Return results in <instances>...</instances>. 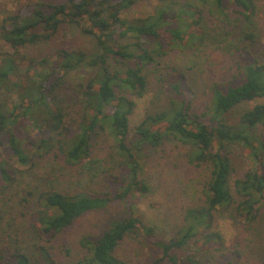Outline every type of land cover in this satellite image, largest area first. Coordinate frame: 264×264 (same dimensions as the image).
<instances>
[{
    "label": "trees",
    "instance_id": "obj_1",
    "mask_svg": "<svg viewBox=\"0 0 264 264\" xmlns=\"http://www.w3.org/2000/svg\"><path fill=\"white\" fill-rule=\"evenodd\" d=\"M141 1L150 9L130 16ZM262 0H41L21 3L0 18V187L12 185L19 167L56 160L61 169L98 178L103 189L70 193L61 182L32 194L26 232L28 246L16 233L0 236V264H58L52 253L57 233L89 211L113 200L128 201L127 214L111 219L96 234L78 241L81 255L72 264H130L119 249L129 236H141L154 255L141 264H264L250 262L243 240L229 251L214 228L216 212L229 211L235 223H252L264 215V63L256 51ZM208 19L209 25H203ZM63 24L94 39L91 50L58 47L41 57L26 53L52 40ZM231 39L235 70L205 91V107L194 111V89L185 71L210 66L218 58L203 46L212 31ZM182 60L185 69L167 65L156 83L167 98L158 112L136 125L130 116L134 97L148 93L151 68L160 58ZM164 60V61H167ZM217 64V63H216ZM81 82L60 89L69 76ZM256 101L237 119L227 116L238 105ZM77 111L69 110V107ZM34 132L35 136H31ZM98 132L112 138L104 155L95 152ZM169 142L187 147V163L208 177L200 184L204 202L188 206L177 228L158 236L153 224L137 215L135 200L149 191L139 156L145 148ZM246 149L251 166L232 177L230 148ZM27 168V169H28ZM200 174H198L199 176ZM215 251V255L211 252ZM209 254H212L210 256ZM250 258V259H249ZM41 261V262H40Z\"/></svg>",
    "mask_w": 264,
    "mask_h": 264
},
{
    "label": "rangeland",
    "instance_id": "obj_2",
    "mask_svg": "<svg viewBox=\"0 0 264 264\" xmlns=\"http://www.w3.org/2000/svg\"><path fill=\"white\" fill-rule=\"evenodd\" d=\"M36 0H0V18L4 13L15 10L21 3ZM45 2L60 3L64 0H41ZM150 1H141L130 11V16L144 15L150 8ZM260 12L258 18L254 19L258 32L256 51L259 59L264 63V0L260 2ZM209 25L208 19H204L203 25ZM218 31H212V35L207 37L203 51L206 54L214 53L218 58L207 67L185 71L188 81L194 89L192 106L194 111H202L205 107V91L216 79L225 80L234 72L235 62L238 57L237 52L233 53L231 44L235 43L222 34L216 35ZM3 43L0 41V47ZM58 47L81 48L91 50L94 47V39L84 34L74 25L63 24L51 41L47 43H37L25 49L26 53L37 57L49 55ZM160 58L157 66L151 68L149 77L151 83L148 93L141 98L134 97L135 107L130 116V125H136L145 115L155 113L167 105L165 94L160 91L156 83L159 72L167 65L183 67V61L172 55L171 59ZM83 76L73 73L69 76L68 82L60 89L61 94L69 92L74 83L81 82ZM84 78V77H83ZM257 101L264 102V98ZM256 101L244 102L235 107L227 118L230 121L237 119L239 114L251 107ZM69 110L77 111L73 106ZM32 132L31 136H35ZM95 152L104 155L112 143V138L104 132H98L92 140ZM0 144V154L7 157V152ZM187 147L180 142H169L158 148H145L139 161L142 165V174L149 184V191L144 196H139L135 200L137 215L146 223L153 224L158 236H165L173 232L180 222V219L188 206L200 205L204 202L201 196L200 184L208 177L206 170L201 171L193 168L187 163L185 153ZM230 158L232 162V177L241 175L242 170L251 166L252 160L247 156L246 149L239 146L230 148ZM19 167L17 179L12 185L4 188L0 187V236L7 233H16L23 240L25 245H32L33 234L30 230L26 232L27 217L33 204L31 197L34 191L40 188H48L51 185L61 182L70 193L88 192L103 189V184L98 178H88L79 171L73 169H61L60 164L49 158L46 162H37L33 167ZM198 174H200L198 176ZM128 201L113 200L106 207L89 211L80 216L71 226L56 234L54 240L50 242L52 253L58 264H72L80 255L78 241L86 234H96L105 228L111 219H122L127 214ZM214 228L219 230L225 240L226 246L231 251L235 244V239L243 240L244 247L251 255L253 263H259L264 256V215L260 214L252 223H235L229 218V211L216 212ZM1 240V239H0ZM4 246V241H0V247ZM215 255V251L211 252ZM122 258L128 260L130 264H141L146 259L154 255L141 236H128L122 247L119 249ZM212 254H209L212 256ZM41 262V261H40ZM33 264H38L33 260Z\"/></svg>",
    "mask_w": 264,
    "mask_h": 264
}]
</instances>
